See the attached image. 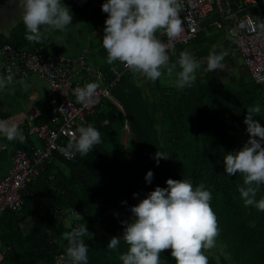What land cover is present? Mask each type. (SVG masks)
Listing matches in <instances>:
<instances>
[{"label": "trees", "instance_id": "obj_1", "mask_svg": "<svg viewBox=\"0 0 264 264\" xmlns=\"http://www.w3.org/2000/svg\"><path fill=\"white\" fill-rule=\"evenodd\" d=\"M104 2L90 0L78 6L73 0H62L73 16L66 29L83 24L80 32L86 34L85 38H97L91 57L84 45L74 54H66L61 47L53 51L71 57L84 52L87 62L99 66L111 80L114 73L110 67L121 66L118 61L107 63L102 45L108 15L101 10ZM21 26L22 37L7 40L15 48L43 44L46 51H51L47 46L53 43L52 37L48 41L43 36L42 43L31 44L25 37L23 22ZM68 36L75 37L70 33ZM247 72L248 79L237 85L220 87L202 76L196 87L180 89L162 76L153 83L123 69L110 85L118 104L103 97L81 125L96 127L102 143L87 156L57 157L44 163L38 177L28 184L31 194L22 195L21 209H5L0 214V245L3 249L9 247L5 253L0 252V264H55L54 254L65 253L67 247L63 234L81 224L94 233L92 239L84 238L89 246L88 264H123L120 256L128 251L122 239L124 222L134 218L131 207L156 186L167 187L168 178L188 179L194 188L203 184L211 192L210 206L217 217L219 234L215 247L204 250L209 264H264V211L254 205L245 206L239 193V187L244 186L243 175H229L224 166V156L239 150L249 139L244 119L250 106H260V113H253L252 119L264 126V82H255ZM55 105V100L48 99L35 124H52ZM105 120L109 121L107 125ZM23 132L26 139L16 142L15 148L33 145V135ZM124 133L131 134L127 143L122 142ZM158 150L169 156L157 164ZM149 170L154 174L151 183L145 180ZM254 186L259 201L264 198V184ZM134 193L138 195L134 197ZM47 232L56 237V242L47 240ZM113 236L121 241L110 250L107 244ZM161 260L176 264L171 249L161 253Z\"/></svg>", "mask_w": 264, "mask_h": 264}, {"label": "clouds", "instance_id": "obj_2", "mask_svg": "<svg viewBox=\"0 0 264 264\" xmlns=\"http://www.w3.org/2000/svg\"><path fill=\"white\" fill-rule=\"evenodd\" d=\"M182 8L181 0H106L101 10L108 14L102 38L107 63L111 65L119 61L134 76H143L153 83L162 76L163 71L175 73L177 88L192 87L196 82L199 62L187 51L180 52L178 60L171 62L170 53L175 56V51L170 52L156 35L161 29L170 39L181 34ZM22 10L25 37L34 43H42L44 32L49 30L65 31L73 20L62 0H22ZM259 29L264 31L262 20ZM228 54L227 50L217 53L214 48L207 58L206 71L222 70ZM177 66L180 69L178 72ZM13 80L12 74L0 76V90ZM28 87L25 83L24 90L27 91ZM98 88L96 82L74 88L76 102L82 105L93 102ZM64 110L62 105L57 109L59 112ZM260 111L259 105L247 109L244 123L249 139L239 150L224 156V166L229 175H243L244 186L239 187V193L245 206L254 205L264 211V198L259 201L255 199L258 188L254 186L264 184V126L252 119V114ZM103 123L107 125L109 121ZM0 135L10 142L18 140L23 143L26 139L18 124L9 119H0ZM101 143V133L96 127L92 124L81 126L71 136L63 154L67 159H72L76 154L84 157ZM168 156L158 150L155 153L156 163ZM153 175L151 170L146 173L147 183H151ZM166 184L167 187L156 186L131 207L134 218L124 222L122 239L128 245V251L120 256L123 264H167L161 260V253L166 249H171L176 264H209L204 250L215 247L219 234L217 217L210 206L211 192L203 184L194 188L188 179L168 178ZM137 195L133 194L134 197ZM93 236L94 233L89 232L85 224L65 232L63 239L67 241V247L57 264H88L89 246L84 238L92 239ZM120 241V237L113 236L107 248L116 249Z\"/></svg>", "mask_w": 264, "mask_h": 264}, {"label": "built area", "instance_id": "obj_3", "mask_svg": "<svg viewBox=\"0 0 264 264\" xmlns=\"http://www.w3.org/2000/svg\"><path fill=\"white\" fill-rule=\"evenodd\" d=\"M88 1L90 0H73L78 6H83ZM181 3L183 6L180 13L183 28L181 34L172 39L163 29L156 34L157 38L168 46L170 52L177 45L190 42L200 29L201 22L213 12L216 15L213 24L217 27L225 25L226 31L235 38L239 55L252 79L257 83L264 82V31L259 29V23L261 20L264 21V9L261 8L264 6V0H181ZM242 24L244 27H241ZM0 57L2 62L0 71L3 74L18 73L20 76H27L31 72L40 74L56 101L55 111L51 117L52 124L43 122L25 128V133L34 135L42 142V146L14 148L11 153L10 165L6 173L0 177L1 214L5 209L14 211L21 209L22 195L31 194L28 184L38 177L44 163L56 160L57 157L67 159L63 154L67 142L87 121V115L103 97L116 102L111 95L110 85L118 80L122 70L127 67L118 61L121 69L110 67L114 77L107 80L99 66L87 62L84 52L71 57L57 51H46L43 44L15 48L4 42L0 45ZM89 82L99 84L93 102L88 105L77 103L73 95L74 88L83 87ZM61 105L65 109L63 112L57 111ZM125 129L128 130L127 125ZM52 177L53 172L49 174V178ZM70 210L76 214L72 208ZM47 240L56 242V237L47 232ZM8 248L2 249L1 253H5ZM63 255L64 252L55 253L54 263L57 264Z\"/></svg>", "mask_w": 264, "mask_h": 264}, {"label": "crops", "instance_id": "obj_4", "mask_svg": "<svg viewBox=\"0 0 264 264\" xmlns=\"http://www.w3.org/2000/svg\"><path fill=\"white\" fill-rule=\"evenodd\" d=\"M22 15V0H0V44L8 42V39L19 38L18 35L22 37ZM215 18L216 15L212 12L201 22L200 29L193 39L186 44L177 45L174 49L175 56L170 54L171 62L178 60L182 51L189 52L199 62L196 82L192 88L196 87L202 76H207L212 83L220 87L237 85L249 77L246 66L239 55L235 38L226 31L225 25L215 26L213 24ZM23 31L25 32L26 29L23 28ZM214 48L217 53L227 50L229 54L224 59L225 66L222 70L208 72L206 71L207 58ZM93 53L96 55V50ZM98 57L101 62L102 58L100 55ZM96 60H98L97 56ZM1 64L0 57V66ZM179 70V66H177L176 71ZM12 75L13 82L8 84L5 89L0 90V119H9L25 130L27 126L37 122L40 108L45 105L48 99L54 100V98L48 91L47 82L40 74L31 72L27 76H20L18 73H12ZM0 76L7 75L0 71ZM162 78L167 82H175L177 76L175 73L169 74L164 71ZM25 83L29 85L27 91L24 90ZM16 142L18 140L10 142L0 135V177L6 173L10 165L11 153ZM32 144L42 146V142L38 139H33ZM0 232H2L1 229ZM2 249L3 247L0 245V252Z\"/></svg>", "mask_w": 264, "mask_h": 264}, {"label": "rangeland", "instance_id": "obj_5", "mask_svg": "<svg viewBox=\"0 0 264 264\" xmlns=\"http://www.w3.org/2000/svg\"><path fill=\"white\" fill-rule=\"evenodd\" d=\"M94 1V0H93ZM83 24L78 25L77 28L75 24L70 27V29H66L65 31L61 32L59 30H53L49 32H44L43 36L45 38H48L49 36L53 38V43L47 46V50L53 51L54 48H63L64 52L67 54H74L76 52H80V47L84 45L87 49V56L91 57V51L96 47L95 42L97 43V38L92 36L88 37L87 39L85 38V33H81L82 31ZM69 30L68 33L72 34L75 36L74 38L69 37L67 31ZM67 33V34H65ZM76 39V40H75ZM69 41V43H68ZM75 43V46L72 44ZM126 127V126H125ZM126 132V129H125ZM125 134V133H124ZM122 136V142L127 143L129 138H131V134H125ZM32 138L37 139L34 135ZM228 264H234V263H228Z\"/></svg>", "mask_w": 264, "mask_h": 264}]
</instances>
